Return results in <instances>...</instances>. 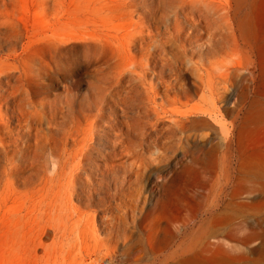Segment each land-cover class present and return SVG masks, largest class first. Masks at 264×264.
<instances>
[{
  "label": "rangeland",
  "instance_id": "obj_1",
  "mask_svg": "<svg viewBox=\"0 0 264 264\" xmlns=\"http://www.w3.org/2000/svg\"><path fill=\"white\" fill-rule=\"evenodd\" d=\"M125 1L0 0V132L7 133L11 143L7 157L0 149V264H264V243L254 240L256 232L264 233V131L254 132L242 150L237 137L245 109L257 95V83L248 74L256 66V57L240 47L228 49L227 28L208 48L191 40L186 68L182 65L185 76L177 81L169 66L151 67L148 82L162 86L173 81L178 92L160 91V99L152 105L162 112L157 121L148 112L145 92L140 91L141 106L133 109L139 118L131 115L136 121L130 126L127 171L109 169L99 174L86 160L84 169L75 167L76 145L66 147L64 142L79 137L77 111L88 114L87 104L96 95L85 91L83 67L65 75L52 72L53 39L66 36L58 37L65 42L57 45L78 56L93 44V34L99 36L97 30L136 32L149 21L148 25L172 32L173 8L167 0ZM80 31L91 34V41L77 37ZM140 56L132 52L134 59ZM231 62L239 67L234 86L229 81ZM21 71L35 80L30 88L36 98L55 110L53 118L47 112L48 120L43 119L39 131L34 121L44 114L35 113L26 103ZM75 76L80 86L70 113L65 86ZM180 112H190L188 124L194 118L208 121L211 127H189L185 131L189 139L182 140L184 136L175 129ZM36 140L47 144V170L41 177H19L25 147ZM142 156L162 157L160 165L171 162L170 172L162 178L136 180ZM184 162L186 174L172 177ZM12 167L17 177L11 175ZM72 179L74 190L68 186ZM143 244L151 252L141 250Z\"/></svg>",
  "mask_w": 264,
  "mask_h": 264
},
{
  "label": "bare ground",
  "instance_id": "obj_2",
  "mask_svg": "<svg viewBox=\"0 0 264 264\" xmlns=\"http://www.w3.org/2000/svg\"><path fill=\"white\" fill-rule=\"evenodd\" d=\"M167 1L173 8L172 18H174V24L172 26V32L160 30L155 24L154 26L148 25L147 23L149 21H144L140 30L136 32L121 30L118 28H112L111 30L101 32L97 30L99 36L93 34V44H87L83 49V52L78 56L71 55L69 53L70 50L68 52L64 51L65 49L63 50L57 45L60 42H65L62 38H66V36L62 37L58 35L53 39L52 48L50 49L55 57L52 72L65 75L68 71L75 70L79 66L83 67L84 74L81 76L86 77L87 87L85 88V91L87 93L91 90L93 94L96 95V99L91 100L87 104L90 108L88 114H85L82 111H77V113H79V118L76 119V123H78V130L76 129V131H79V137L71 143L68 139L64 142L66 147L72 144L76 145L74 154L75 158H78L79 160L77 161L78 163L75 162V167L78 171L84 169V160L95 165L99 174H104L109 169L127 171L124 162L126 161L125 158L131 151L129 150V147L132 144V138L130 136H133L130 126L136 121L131 115L134 114L139 118L140 113H135L133 109L138 108L140 105L139 101L137 102V100H140V91L145 92L143 94H146L145 98L148 100L150 108L148 112L152 114L154 118L156 116L155 119L157 121L163 117L162 112L161 110L158 111V109L152 105L160 99V91L162 90L163 94L169 93L172 90L178 92L177 88L174 87V84L172 83L173 81L171 82L173 85L163 83L162 86L154 82H148L145 78L151 67L155 66L157 63L163 64V69H166V65L169 66L167 68L171 71V76H174V81H177V78L185 76L182 74V65L186 62L185 56L191 53L188 48L191 40L195 38L196 43H199L201 47L206 46V48H208L209 44L213 45L214 42H218L216 38H219V36L221 37L223 28L224 31L225 28H227L228 40L231 42L228 49L234 51L238 50L240 47L242 50L247 51L252 57H256V66L253 70H248V74L252 77L251 81L257 83V95L250 100L249 106L245 109V117L241 125L238 127L237 137L239 149L242 150V148H246V145L249 143V138L254 132L264 131V0ZM125 2H128V0ZM164 5L166 4L164 3ZM135 11L136 9H133L131 13H134ZM87 23H90V21L88 20ZM88 28L90 27L88 26ZM186 29L190 30L185 32ZM77 37L86 40L84 42L88 43L87 40L91 41L92 35L80 31V34ZM134 51L141 53L139 60L132 57V52ZM193 52L194 51H192V53ZM158 56L160 58H158ZM129 60H131L130 64ZM183 66L185 67V65ZM228 69L230 70L229 81L231 80V86H234L235 77L239 67L235 62H231ZM7 71H9V69H7ZM191 77L193 76L191 75ZM162 78L164 79L165 77L162 76ZM19 80L20 84L23 83V86L27 88V91L25 90L28 96L26 103L32 110H35V113L44 114V116L35 118L34 121L37 122V128L35 130L39 131L38 127L41 128L43 119L47 117V112L49 111L50 118H53V111L55 110L52 107L47 109L46 105L48 103L43 99L39 100L36 98L30 88V83L32 82V84H35V80L26 76L25 71H21ZM6 83L8 84L7 81ZM79 86L80 82L76 76L70 84L65 86V97L69 105L70 113H74L75 109L73 108V104L76 103L77 100L73 94L78 91ZM20 88L23 89L22 86ZM14 91H18L17 87L16 90L14 88ZM20 100L22 102L24 101V99ZM50 106H53V104H50ZM80 109L86 110V108L84 109L83 107H80ZM143 109L145 110V108ZM242 111L243 109L239 110V112ZM148 112L146 114H148ZM179 114V121L177 122L175 129L179 130L184 136L182 140L189 139L188 135L185 134L186 129L189 127H194V129L211 127L208 121L194 118L189 120L188 124L186 121L190 118V112H180ZM72 115L74 116L76 114ZM46 119L47 118H45V120ZM105 119L109 121L106 122ZM53 122L54 120H50L49 123ZM175 123L176 122H174V124ZM29 127L31 130L34 129L32 125H29ZM151 134L150 136L148 135L149 138L152 137ZM71 135L73 134H70L69 136ZM8 137L7 133L2 134L0 132V143L3 140L6 141L0 146L4 157L11 154V150L9 149L11 143L9 142ZM231 141L232 138L229 137V140L227 141L228 145L231 144ZM102 142L109 145V147L106 146L108 149L101 144ZM25 149L26 151L23 157H28L30 161L28 160L29 162H27L23 157L20 158L22 162L19 165L21 167V170L18 171L19 177H31V179L32 177H41V173H45L47 170L45 162L47 144L44 140H36L35 144H28ZM262 155L263 154L259 156ZM8 160L10 159H7L6 161ZM162 160L163 158L158 156L155 158L142 156L140 158V164H137L139 172L136 175V180H138L139 177H147L150 180L153 178H160L162 175L164 176L165 173L167 174L172 163L169 162L166 165L162 164V166L160 165ZM175 162L177 163V161ZM26 163H29V166ZM120 163H122V165H120ZM178 170L177 172H173L174 174L172 177L181 176V172L182 175L186 174V162L181 165V170ZM74 174L75 170L72 175ZM11 175L17 177L13 172V167L11 168ZM261 175L264 177V165ZM84 176L88 177V173H84ZM130 178L132 180V177ZM84 183L89 184L88 181H84ZM73 184L74 179H72L69 182V185H67L70 189L74 190L72 187ZM254 240H261L264 243V233L256 232L254 234ZM140 243H143L142 237L140 238ZM140 249H145L151 252V250H149L144 244L140 246Z\"/></svg>",
  "mask_w": 264,
  "mask_h": 264
}]
</instances>
